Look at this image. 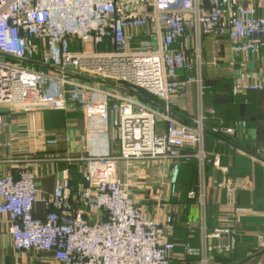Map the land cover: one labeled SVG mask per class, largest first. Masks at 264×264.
<instances>
[{
    "label": "built area",
    "instance_id": "2783aa9c",
    "mask_svg": "<svg viewBox=\"0 0 264 264\" xmlns=\"http://www.w3.org/2000/svg\"><path fill=\"white\" fill-rule=\"evenodd\" d=\"M203 36L230 41L234 68L232 95L262 90L249 60L264 47V0H0V109L82 112L89 134L115 131L119 154L107 151L81 158L53 153L19 159L16 177L0 174V219L8 217L13 249L53 252L58 264H169L175 216L147 217L120 178L117 160L170 162L169 196L176 194L179 168L197 161L196 198L202 222L199 246L183 245L196 264H212V254L234 250L233 186L220 184L228 215L208 230L204 225L205 166L219 158L205 149ZM79 47L71 51V47ZM212 66L219 67L217 60ZM195 91L196 115L181 121L173 106L188 87ZM4 118L0 112V136ZM246 123L217 125L214 135L243 134ZM159 131V129H161ZM16 136L9 135L4 146ZM47 140L46 143H54ZM81 163L82 183L72 191L68 169L45 199V218L33 213L39 200L35 162ZM31 162L28 164L27 162ZM25 164V165H24ZM80 166V165H79ZM223 216V215H222ZM221 216V217H222Z\"/></svg>",
    "mask_w": 264,
    "mask_h": 264
},
{
    "label": "crops",
    "instance_id": "0c3cea01",
    "mask_svg": "<svg viewBox=\"0 0 264 264\" xmlns=\"http://www.w3.org/2000/svg\"><path fill=\"white\" fill-rule=\"evenodd\" d=\"M202 39L206 61L203 73L208 84L203 104L206 109L215 111L214 114H207L204 121L203 142L206 151L219 158L218 169L212 163L205 166L204 225L212 230L221 218L228 215L226 192L220 187L227 180L233 186L235 208L243 210L234 225L235 252L212 254V264H264V47L247 64L248 71L255 72L262 81V90L235 96L230 90L235 70L226 65L233 58L230 41L218 36H203ZM215 60L220 62L219 67L212 66L211 62ZM173 108L181 121L187 124L193 122L197 111L193 86L188 87L186 98ZM0 112L4 118V132L0 136V174L16 177L18 167L26 163L20 158L41 159L49 153L74 158L100 151H107L114 157L119 154V144L114 141L115 131L89 134L85 118L75 106L63 111H10L1 108ZM236 120L246 123L243 134L224 138L211 132L217 125L229 127ZM11 134L16 138L6 147L4 142ZM51 139L55 142L46 143ZM190 160L189 163L184 161L180 168L173 197L168 194L170 162L151 161L153 163L147 162L144 169H130L133 164L123 161L128 193L142 206L145 215L161 222L169 213L175 216L169 239L176 246L169 264L197 262L196 257L184 255L182 245L187 241L199 246L202 222L197 199L188 197V192H197L198 183L197 161L193 157ZM35 164L37 176L34 181L39 200L33 206V213L45 218L48 210L44 200L53 192L65 169L70 172L72 191L82 183L81 163L79 166L58 161L51 165L42 160ZM9 227L8 217L0 219V264H58L51 251L19 252L13 249Z\"/></svg>",
    "mask_w": 264,
    "mask_h": 264
},
{
    "label": "rangeland",
    "instance_id": "374dc122",
    "mask_svg": "<svg viewBox=\"0 0 264 264\" xmlns=\"http://www.w3.org/2000/svg\"><path fill=\"white\" fill-rule=\"evenodd\" d=\"M204 48L206 49V51H208L207 50V47H204ZM70 49H71V51H78L79 50V47L73 46ZM151 161L152 160H150V161L133 160V161L129 162L130 165L133 164L130 169H133V168L134 169H136V168H142V169H144V168H146V165H148L147 162L150 163ZM155 162H157V161H155ZM151 163H153V162H151ZM123 166H125V164L123 163V161H117V169H116V173L113 175V178H116L117 177V178H120L123 182H125V178H124V167ZM153 180H155V177H154Z\"/></svg>",
    "mask_w": 264,
    "mask_h": 264
},
{
    "label": "trees",
    "instance_id": "16d2710c",
    "mask_svg": "<svg viewBox=\"0 0 264 264\" xmlns=\"http://www.w3.org/2000/svg\"><path fill=\"white\" fill-rule=\"evenodd\" d=\"M209 88H210V85H209ZM192 160V159H191ZM191 160H188V161H186L185 163H189ZM183 165V163L181 164V166ZM181 166H180V168H181ZM180 168H179V171H180ZM179 173V172H178ZM187 242V241H186ZM186 242H183L182 244H184V243H186ZM235 252V250L232 252V253H234Z\"/></svg>",
    "mask_w": 264,
    "mask_h": 264
}]
</instances>
